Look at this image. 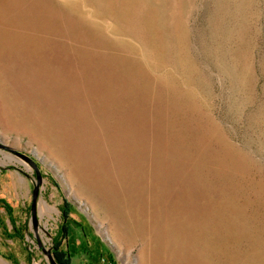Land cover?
<instances>
[{"label":"rangeland","instance_id":"obj_1","mask_svg":"<svg viewBox=\"0 0 264 264\" xmlns=\"http://www.w3.org/2000/svg\"><path fill=\"white\" fill-rule=\"evenodd\" d=\"M0 141V264H264V0H0Z\"/></svg>","mask_w":264,"mask_h":264},{"label":"water","instance_id":"obj_2","mask_svg":"<svg viewBox=\"0 0 264 264\" xmlns=\"http://www.w3.org/2000/svg\"><path fill=\"white\" fill-rule=\"evenodd\" d=\"M0 148L1 149H5L8 150L10 152H13L15 155H17L18 157L26 160L27 162H29L31 164V166L34 168L35 170V175H36V182L33 185V189H32V201H31V207H30V211H31V218L34 224V228L36 230V225H37V219H36V206H37V199H38V194H39V187L42 181V176L39 172V169L36 165V163L33 161V159L31 157H29L28 155L15 150L14 148L10 147L9 145L3 143L2 141H0ZM45 253L47 255H50L49 251H45ZM50 257V256H49ZM52 264H57L51 257H50Z\"/></svg>","mask_w":264,"mask_h":264},{"label":"trees","instance_id":"obj_3","mask_svg":"<svg viewBox=\"0 0 264 264\" xmlns=\"http://www.w3.org/2000/svg\"><path fill=\"white\" fill-rule=\"evenodd\" d=\"M0 202H3V205L6 206V202L3 199H0ZM61 263V262H60ZM63 264V263H62Z\"/></svg>","mask_w":264,"mask_h":264}]
</instances>
